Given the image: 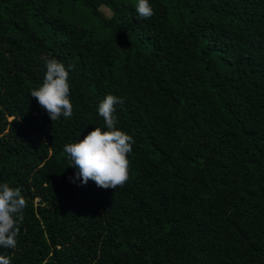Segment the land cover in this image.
Segmentation results:
<instances>
[{"label": "trees", "instance_id": "obj_1", "mask_svg": "<svg viewBox=\"0 0 264 264\" xmlns=\"http://www.w3.org/2000/svg\"><path fill=\"white\" fill-rule=\"evenodd\" d=\"M148 2L0 0V183L27 202L10 264H264V0ZM51 58L73 105L54 122L30 95ZM107 94L129 178L74 184L64 146L107 130Z\"/></svg>", "mask_w": 264, "mask_h": 264}, {"label": "clouds", "instance_id": "obj_2", "mask_svg": "<svg viewBox=\"0 0 264 264\" xmlns=\"http://www.w3.org/2000/svg\"><path fill=\"white\" fill-rule=\"evenodd\" d=\"M135 9L139 17L147 19L154 15L148 0H138ZM46 73L41 86L30 92L41 108L46 110L52 122L61 116L69 118L73 113L70 100L69 73L65 66L55 58L46 59ZM124 100L107 94L98 105V113L103 117L106 129L95 127L78 142L66 144L71 167L77 169L70 182L87 184L89 180L104 189L122 187L129 178L128 154L132 151L133 137L115 127L116 105ZM27 206L19 187L0 183V245L13 249L20 232L19 224L24 219ZM0 264H10V259L0 255Z\"/></svg>", "mask_w": 264, "mask_h": 264}, {"label": "rangeland", "instance_id": "obj_3", "mask_svg": "<svg viewBox=\"0 0 264 264\" xmlns=\"http://www.w3.org/2000/svg\"><path fill=\"white\" fill-rule=\"evenodd\" d=\"M102 11L108 16L111 14V12L106 8H102Z\"/></svg>", "mask_w": 264, "mask_h": 264}]
</instances>
